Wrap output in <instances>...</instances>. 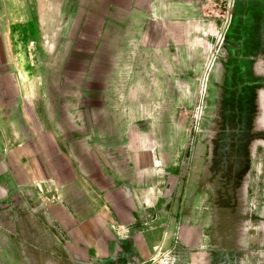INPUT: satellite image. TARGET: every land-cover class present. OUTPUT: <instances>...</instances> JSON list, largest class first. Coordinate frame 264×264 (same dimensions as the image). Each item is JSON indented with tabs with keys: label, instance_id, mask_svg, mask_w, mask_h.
<instances>
[{
	"label": "crops",
	"instance_id": "0c3cea01",
	"mask_svg": "<svg viewBox=\"0 0 264 264\" xmlns=\"http://www.w3.org/2000/svg\"><path fill=\"white\" fill-rule=\"evenodd\" d=\"M223 1L0 0V264H264V200L221 219L188 148Z\"/></svg>",
	"mask_w": 264,
	"mask_h": 264
},
{
	"label": "flooded vegetation",
	"instance_id": "af4514ba",
	"mask_svg": "<svg viewBox=\"0 0 264 264\" xmlns=\"http://www.w3.org/2000/svg\"><path fill=\"white\" fill-rule=\"evenodd\" d=\"M223 10L225 29L222 30L224 25H221L222 38L210 52L214 63L219 60V51L228 50L227 58H222L225 72L219 85V100L216 108L209 107L208 64V76L204 77L206 91L200 97L193 135L195 144L198 136L203 140L198 149L207 150L209 183L215 186L214 199L221 219L229 213L231 205L237 203V189L251 174V167L256 166L257 162L252 160L253 142L264 139L261 108L257 103L259 92L264 90V67L259 72L253 68L254 63L264 59V37L257 33L258 25L264 23V0H230L228 5L224 0ZM246 154L249 166L242 172L240 157ZM259 198L264 200V187Z\"/></svg>",
	"mask_w": 264,
	"mask_h": 264
},
{
	"label": "rangeland",
	"instance_id": "374dc122",
	"mask_svg": "<svg viewBox=\"0 0 264 264\" xmlns=\"http://www.w3.org/2000/svg\"><path fill=\"white\" fill-rule=\"evenodd\" d=\"M45 80H47L49 84L51 83L53 86L56 85V79H45ZM205 91H206L205 78H200L198 82V88H197V106L195 107L194 112L192 113L194 118H196L198 113L200 112L199 111L200 97ZM194 124L195 122L191 121L189 125V129H188V133H189V143H188L189 147L188 148L189 150H193L196 146L194 142V138H193L194 129H195ZM261 128L262 130H264V127H261ZM196 134L199 135V132H195V135ZM251 149L253 153L252 160L254 163L256 162L257 163H256V166H252L251 174H248V177H247L248 186H247L246 194H248L250 198H256L262 195L263 187H264V139L263 138L256 139L253 142ZM249 177L250 179H248ZM214 198L216 199V196Z\"/></svg>",
	"mask_w": 264,
	"mask_h": 264
},
{
	"label": "trees",
	"instance_id": "16d2710c",
	"mask_svg": "<svg viewBox=\"0 0 264 264\" xmlns=\"http://www.w3.org/2000/svg\"><path fill=\"white\" fill-rule=\"evenodd\" d=\"M240 158L243 161L242 162V172H245L248 169V166H249V162H248L249 161V157L246 154L245 156H241Z\"/></svg>",
	"mask_w": 264,
	"mask_h": 264
},
{
	"label": "built area",
	"instance_id": "2783aa9c",
	"mask_svg": "<svg viewBox=\"0 0 264 264\" xmlns=\"http://www.w3.org/2000/svg\"><path fill=\"white\" fill-rule=\"evenodd\" d=\"M228 3H230V0H227V5H228ZM225 22V21H224ZM224 22H223V25H224ZM225 29V25L222 27V30H224ZM222 30L221 31H219V33H218V42L220 41V39L222 38L221 36H222ZM208 64H209V61L207 62V66H208Z\"/></svg>",
	"mask_w": 264,
	"mask_h": 264
},
{
	"label": "water",
	"instance_id": "95a60500",
	"mask_svg": "<svg viewBox=\"0 0 264 264\" xmlns=\"http://www.w3.org/2000/svg\"><path fill=\"white\" fill-rule=\"evenodd\" d=\"M233 6H234V1L232 2V5H231V7L233 8ZM223 29H224V28H223ZM215 39H216V41H217V44H218V40H219V39H218V35H216V38H215Z\"/></svg>",
	"mask_w": 264,
	"mask_h": 264
}]
</instances>
